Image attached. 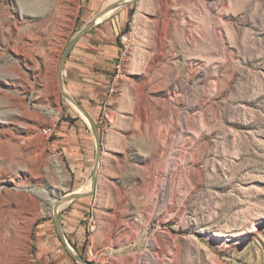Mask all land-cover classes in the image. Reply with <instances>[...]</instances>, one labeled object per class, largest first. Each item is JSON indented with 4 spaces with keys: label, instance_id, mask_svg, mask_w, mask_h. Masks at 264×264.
I'll return each instance as SVG.
<instances>
[{
    "label": "rangeland",
    "instance_id": "rangeland-1",
    "mask_svg": "<svg viewBox=\"0 0 264 264\" xmlns=\"http://www.w3.org/2000/svg\"><path fill=\"white\" fill-rule=\"evenodd\" d=\"M129 5L124 75L99 112L84 109L102 120L107 196L78 246L58 214L70 253L86 264H264V0ZM86 6L0 0V264H80L52 207L75 190L59 125L88 118L59 77Z\"/></svg>",
    "mask_w": 264,
    "mask_h": 264
},
{
    "label": "crops",
    "instance_id": "crops-1",
    "mask_svg": "<svg viewBox=\"0 0 264 264\" xmlns=\"http://www.w3.org/2000/svg\"><path fill=\"white\" fill-rule=\"evenodd\" d=\"M121 1L124 0H87L84 23L81 28L108 5ZM129 4L114 9L111 14H108V11L99 21H95L90 29L78 37L63 62V80L73 90L72 96L78 101L75 103L83 111L92 109L94 112L96 110L99 112L102 104L109 99L108 89L115 73V64L120 49L119 37L126 32L134 16L133 7ZM94 14L95 16H92ZM84 113L88 121L83 118L69 119L61 122L57 131L58 142L65 157L64 166L71 177L72 188L75 189L73 193L78 194L90 191L88 181L91 179L96 151L93 128L90 123L93 124L98 134L102 135V120L91 118L85 111ZM107 152L108 149L102 145L95 193L92 196L72 199L61 210L58 209V214H62L61 217L73 223L72 235L66 234L67 237H72L70 241L73 245H79V235L82 231L80 224L88 221L86 227L88 232L90 215L93 214L95 205L107 196L108 185L102 180L110 175ZM78 189H81V192H78ZM60 219L62 220L58 217L61 231L66 239ZM65 249L68 251L66 245Z\"/></svg>",
    "mask_w": 264,
    "mask_h": 264
},
{
    "label": "water",
    "instance_id": "water-1",
    "mask_svg": "<svg viewBox=\"0 0 264 264\" xmlns=\"http://www.w3.org/2000/svg\"><path fill=\"white\" fill-rule=\"evenodd\" d=\"M131 1L132 0H124V1L118 2V3L113 4V5H108L94 19H92L89 23H87L83 28H81L77 33H75L73 35V37L71 38V40L67 44V46H66V48H65V50L63 52V55L61 57L60 66H59V77H61L63 62H64L65 58L67 57V55H68L69 51L71 50V48L74 46V44L77 41L78 37L81 36L88 29H90V27L94 24V22L98 18H101L105 13H107L110 10H114V9L120 7V6L127 5ZM68 99L71 102L75 103L72 98H68ZM90 124H91V127L93 128V134H94L95 143H96L95 159H94L93 171H92V175H91V179H90V191L88 193H85V194L73 193V194H70V195H67V196H62L61 198H58L57 200H55V202L53 204V207H52V214H53V220H54V225H55L56 232H57L58 237L60 238V240L66 245L67 248H68L67 242H66V239H65V237H64V235H63V233L61 231V227H60V224H59V221H58V216H57V214H58V206L61 203L68 202V201H70L72 199H76V198H79V197H82V196H92L94 194V191H95V188H96V177H95V175H96V169L98 168V165H99V162H100L102 148H101V144H100L99 134L96 131V129L94 128L93 124L92 123H90ZM68 251L70 253L69 249H68ZM70 254L80 264H86L80 257L74 256L72 253H70Z\"/></svg>",
    "mask_w": 264,
    "mask_h": 264
},
{
    "label": "built area",
    "instance_id": "built-area-1",
    "mask_svg": "<svg viewBox=\"0 0 264 264\" xmlns=\"http://www.w3.org/2000/svg\"><path fill=\"white\" fill-rule=\"evenodd\" d=\"M135 41H136V28L134 26V22L131 20L128 24V29L126 30V32L119 37L118 42L120 49L115 64V73L114 76L112 77L110 87L108 89L109 94L115 93V87L124 75V68L128 61L131 48L133 47ZM42 133L47 136L56 134L54 127L44 128L42 129ZM94 229H95V220L93 219V217L90 216L88 232L91 233L94 231Z\"/></svg>",
    "mask_w": 264,
    "mask_h": 264
},
{
    "label": "bare ground",
    "instance_id": "bare-ground-1",
    "mask_svg": "<svg viewBox=\"0 0 264 264\" xmlns=\"http://www.w3.org/2000/svg\"><path fill=\"white\" fill-rule=\"evenodd\" d=\"M113 11H114V10H112V11L109 12L108 14H111ZM99 20H100V18H98V19L96 20V22L99 21ZM72 105H73V104H72ZM89 183H90V182H89ZM80 192H81V191H80ZM44 196H45V195H44ZM54 202H55V201H54ZM54 202H53V203H54ZM64 203H67V202H64ZM60 207H61V204L58 206V208H60ZM13 264H14V263H13Z\"/></svg>",
    "mask_w": 264,
    "mask_h": 264
}]
</instances>
